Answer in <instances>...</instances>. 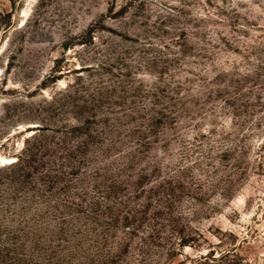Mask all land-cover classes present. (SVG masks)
Instances as JSON below:
<instances>
[{"label": "rangeland", "instance_id": "374dc122", "mask_svg": "<svg viewBox=\"0 0 264 264\" xmlns=\"http://www.w3.org/2000/svg\"><path fill=\"white\" fill-rule=\"evenodd\" d=\"M27 140L0 264H264V0H0V167Z\"/></svg>", "mask_w": 264, "mask_h": 264}, {"label": "trees", "instance_id": "16d2710c", "mask_svg": "<svg viewBox=\"0 0 264 264\" xmlns=\"http://www.w3.org/2000/svg\"><path fill=\"white\" fill-rule=\"evenodd\" d=\"M53 78H56V77H52L51 79H53ZM157 119L158 118H156V120ZM77 122H78V125H70L69 127H66L65 130H61V129L55 130L54 129V132L55 133L60 132V134L63 135L64 138L66 136H68L69 134H73L76 132L82 133V135L89 133V130H90L88 128L90 125L89 119H86L83 121L77 120ZM35 136H36L35 140H38L37 135H35ZM33 138H34V136H33ZM28 143H29V140L26 141V143L23 146V148L21 149V151L18 152L17 159L15 161L11 162L8 165H4V167H0V169L9 170L12 172V174H14V176H18L19 178H24L25 180L28 181V179L31 177V175L40 166L39 162L41 161L40 160L41 157H39V155L41 154L42 151L45 150V147H46V146H42L43 143L42 142L40 143V141L38 142L37 145L36 144H34V145L29 144L28 145ZM42 148L44 150L41 151ZM121 183H123V181H115L114 183L109 185L108 186V189H109L108 195L112 194L114 192V190L118 189L119 187H117V185L121 184ZM32 189H34L33 186H32ZM151 192H155V189L153 188ZM149 199H152L151 196H149ZM144 207H145V205H144ZM138 215H141L143 217V210H137L135 213V216H138ZM129 216L130 215H125L124 217H125V219L129 220ZM189 239L187 240V238L183 237L180 241V246H186L189 243ZM245 240H247V238L244 239V241ZM231 254H232L231 251H229L227 253L226 252L222 253L218 257H216V256L213 257L214 253H212V255H210V254L201 255V256H198L196 258L191 259L189 262H187V264H219V262L221 260H223L225 257L230 256ZM211 261H212V263H211Z\"/></svg>", "mask_w": 264, "mask_h": 264}, {"label": "bare ground", "instance_id": "6f19581e", "mask_svg": "<svg viewBox=\"0 0 264 264\" xmlns=\"http://www.w3.org/2000/svg\"><path fill=\"white\" fill-rule=\"evenodd\" d=\"M12 160H14V159H9L8 161H12ZM5 162V161H4ZM8 163V162H7Z\"/></svg>", "mask_w": 264, "mask_h": 264}, {"label": "water", "instance_id": "95a60500", "mask_svg": "<svg viewBox=\"0 0 264 264\" xmlns=\"http://www.w3.org/2000/svg\"><path fill=\"white\" fill-rule=\"evenodd\" d=\"M13 161H15V160H13ZM13 161H12V162H13ZM2 162L5 163L3 160H2ZM8 163H10V162H8Z\"/></svg>", "mask_w": 264, "mask_h": 264}]
</instances>
